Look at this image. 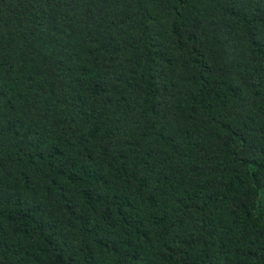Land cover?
<instances>
[{
  "label": "trees",
  "instance_id": "1",
  "mask_svg": "<svg viewBox=\"0 0 264 264\" xmlns=\"http://www.w3.org/2000/svg\"><path fill=\"white\" fill-rule=\"evenodd\" d=\"M0 264H264V0H0Z\"/></svg>",
  "mask_w": 264,
  "mask_h": 264
}]
</instances>
